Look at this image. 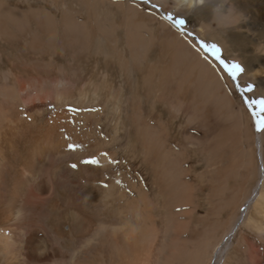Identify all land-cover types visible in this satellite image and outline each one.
Listing matches in <instances>:
<instances>
[{
	"label": "bare ground",
	"instance_id": "bare-ground-1",
	"mask_svg": "<svg viewBox=\"0 0 264 264\" xmlns=\"http://www.w3.org/2000/svg\"><path fill=\"white\" fill-rule=\"evenodd\" d=\"M71 1L47 2L56 15L0 0V264H264V131L242 146L251 117L222 82L241 92L239 77L198 40L210 6L177 11L196 38L138 0H77L92 25ZM232 5L245 19L214 40L246 75L252 53L264 62V24L246 31L264 0ZM44 39L43 66L16 49ZM59 61L124 158L80 130Z\"/></svg>",
	"mask_w": 264,
	"mask_h": 264
},
{
	"label": "rangeland",
	"instance_id": "rangeland-1",
	"mask_svg": "<svg viewBox=\"0 0 264 264\" xmlns=\"http://www.w3.org/2000/svg\"><path fill=\"white\" fill-rule=\"evenodd\" d=\"M3 1H5V3H7V5H9L10 7H14V8L19 9V10L21 9V11L27 10L26 8L30 9V8L34 7L36 9L38 7L39 8H43L44 7L46 9H49L53 14H56V15H58V13L60 12L59 10H57L53 6V4H47V2L51 3L52 1H55V0H49V1H47V0H3ZM25 1L27 3H30V5L25 4L24 3ZM106 1L110 2V0H106ZM71 2H74V3H71V4L67 3V5H73L74 6L73 9H75V10H73V12L75 13V15L78 18H81V19H83L85 21L86 20L89 21L88 18H87V15H85L83 9L81 8L82 5H79L77 0H72ZM138 2L141 3V4H146L147 6L153 8L154 10H157V12H158V14L160 16L159 15L157 17L155 16L156 19L161 20L160 17H164V18L166 17L167 21L170 24L174 25V26L176 25L177 28L180 29V31H181V27H182L184 29V32L187 31L189 33H193L195 35V37L198 38L199 34L198 35L196 34V32L198 33V30L196 29L197 27L195 25V21L191 20V18L188 17L187 15H185L183 13L175 12V11L174 12L173 11H167L166 8L164 7V5L162 4V2H160L159 0H138ZM146 12H148V10H146ZM257 16L259 17L260 15H257ZM169 17H171V19ZM176 20H182L183 21V23L180 24L181 26L177 25L175 23ZM88 23H89V25H92L91 21H89ZM259 23H261V24H259ZM262 24H264V20H262V19L253 20V21L249 22L248 28H247L246 31L249 30L248 34L251 35V32H252V35H253L254 33L257 32V29L262 27ZM213 27H215V25H213ZM227 31H229V28H227V29H225L223 31H219V35H224V34H226ZM199 37H200V39H198V40L200 41V45L203 48L205 47V49L208 48V50H210L212 45H216V47L220 46V47H218V49H219V53H218L219 59H217V56L216 57H210L207 53H205L206 55H208L211 58L212 61H214L216 63H219V65H221L224 69H226L225 65H227L228 67H231V65L233 63L238 64L240 66V68H241V71L237 75L239 77V82H238L239 84L238 85L240 86V88L242 90L241 91L242 94L238 90V86L234 82V79H232V82H231V80H229V79L226 81V80H224V78H222L223 79L222 82H224V84H226L225 85L226 91L232 96L233 100H236V103H235V104H237L236 108L238 107V109H239V106L245 107V109L247 110V112L249 113V115L251 117V121H250L251 123L249 122L250 124L247 123V119L245 121V117L243 119V122H246V124H247V125L246 124H244V125L246 127L247 126L248 127L247 128L245 127L243 129L244 130V138L245 139H243L242 146L244 148H246V147L254 148L253 141L251 139L247 138V137L251 133V134H254V136L256 138L258 132L264 131V129H258L257 128V123L255 122V120L257 121L258 119H264V112H261V106L258 103L257 104H251V101L264 100V93H262L263 88H264V62L257 61V58H259L260 55H257L256 53H252V56H251L252 59L256 58V60H253V69L251 71H249L248 74L245 75L247 68L244 65V63L241 61L240 57H238V59L230 60L228 57L223 55L224 52H221V51H223V47H221L222 45H220L219 43H216L215 42L216 40L210 39V38H205L204 39L203 36H199ZM19 39H20V41H22L21 40L22 37H19ZM45 41H46V43H45ZM34 43H35L34 44L35 46L30 48L31 50L25 49L24 45H22V44L18 45V48H16V49H18L17 51L20 52V53H22V52H26V53L30 52V56H27L28 60H30L29 62H31V64L32 63L35 64L37 62L40 66H43V63L47 62V58L49 57V55L47 53L50 51L48 46H47V40L44 39V41L42 40V42L38 43V41H36ZM60 51H61V53L64 56V57L61 56V58L63 60L69 59V53H68L69 51L63 52L62 50H57L58 53H60ZM42 56H43V58L45 60L44 61L43 60L38 61L39 57H42ZM59 63L60 64L62 63L64 66H66L65 67V69H66V73L65 74L67 75L68 78L63 80V82H65V83L67 82L66 84H68V83L70 84V85L68 84V89H69V87H71L70 88L71 95L69 94L70 96H68L67 99H65L64 102H65V104L67 106H69V105L71 106L72 111H76V113L73 115V117L75 118V120H78V122L80 123V124L78 123L80 130L84 134L92 133L93 136H95V137L97 136L98 140L102 139L104 141V146L101 145V147L106 149V150H108V151L115 152L117 154V156H118V160L122 159V157L124 158L125 154L122 151L123 150L122 147H123V143H124V137L120 136L119 138H117V140L114 141V144H113V140H112L111 136L109 135V132L106 130L107 128L105 127V125H107V124H105L106 120H103V121L101 120V121L98 122V120H97L98 119L97 112L93 111V108L96 107V109H97V106H101V105L100 104H94L93 105L92 103L88 104V105L84 104L83 102H87V100L84 99L82 96H80V90H79V86L83 82H78V80H77L78 74H76L74 72L73 68H71V69L67 68V64L65 65V62H63V61H59ZM40 66L36 65V67H40ZM242 68H244V69H242ZM226 72L229 74V77H230V73L228 71H226ZM75 75H76V77H75ZM75 80H77V81H75ZM72 86L74 88H72ZM87 87H88V89H90L89 85H87ZM234 90L237 93L233 92ZM230 91H232V92L230 93ZM153 98H155V97H153ZM81 104H83V105H81ZM55 108H56V106H54L53 108H50V109L53 110ZM50 109H49V112L51 111ZM79 110H81V111H79ZM90 112H93V113L90 114ZM95 112H96V115H95ZM254 112H255V115H253ZM93 114H94V116H93ZM248 129L250 130V132L248 131ZM106 136H108L107 139H106ZM102 137H105V138H102ZM120 143H122V144H120ZM99 147H100V145H99ZM255 147H256V145H255ZM256 151H257V155H258L259 153H258V148L257 147H256ZM255 155H256V153H255ZM258 157H259V155H258ZM225 159L227 160V162H229V160L227 158H225ZM258 164H260V165L262 164V160L260 159V157L258 158ZM260 165H258V166H260ZM236 180L239 181V179H236ZM227 197H229V195ZM228 213H229V211H227V213L225 212L224 214L222 213L221 217H220L221 220H219V221L222 222L223 220H225L227 218V215H229ZM210 221L211 222L212 221H218V218L214 219V217H212ZM220 224L221 223H219V225ZM223 229H224L223 226H221L219 228H218V226L214 227V228L210 227L209 228V233L211 235H213V236H215L217 234L220 235L222 233ZM211 235H210V237H212ZM214 243H216V242H214ZM200 262H201V260H200ZM202 264H203V262H202Z\"/></svg>",
	"mask_w": 264,
	"mask_h": 264
},
{
	"label": "clouds",
	"instance_id": "clouds-1",
	"mask_svg": "<svg viewBox=\"0 0 264 264\" xmlns=\"http://www.w3.org/2000/svg\"><path fill=\"white\" fill-rule=\"evenodd\" d=\"M167 2L169 0H166ZM206 5L210 6L212 20L210 23L201 25L204 28L202 33L204 39L206 37L215 39L219 35V31L234 27L245 19L243 13L238 12L232 5V0H170V6L175 12L183 9L191 12L198 7Z\"/></svg>",
	"mask_w": 264,
	"mask_h": 264
},
{
	"label": "snow or ice",
	"instance_id": "snow-or-ice-1",
	"mask_svg": "<svg viewBox=\"0 0 264 264\" xmlns=\"http://www.w3.org/2000/svg\"><path fill=\"white\" fill-rule=\"evenodd\" d=\"M171 19V17H169ZM175 23L177 25H180L183 23L182 20H176ZM213 52V55L217 56V59H219V49L216 47V45H212L211 49ZM225 67L227 68L228 72L232 75L233 78H235L237 76V74L241 71V68L238 64H232L231 67L229 68L227 65H225ZM259 104L261 106V112H264V100H260V101H251V104ZM253 115H255V112L253 113ZM257 128L258 129H264V119H258L257 120ZM69 147H72V145H69ZM92 163H96L95 160L91 161ZM73 167H75V165H73Z\"/></svg>",
	"mask_w": 264,
	"mask_h": 264
},
{
	"label": "water",
	"instance_id": "water-1",
	"mask_svg": "<svg viewBox=\"0 0 264 264\" xmlns=\"http://www.w3.org/2000/svg\"><path fill=\"white\" fill-rule=\"evenodd\" d=\"M255 122L257 123V121L255 120Z\"/></svg>",
	"mask_w": 264,
	"mask_h": 264
}]
</instances>
